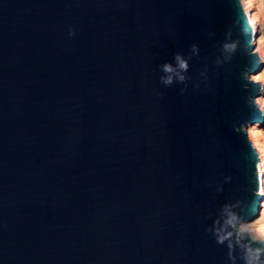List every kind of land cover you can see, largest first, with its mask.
<instances>
[{
  "label": "water",
  "instance_id": "1",
  "mask_svg": "<svg viewBox=\"0 0 264 264\" xmlns=\"http://www.w3.org/2000/svg\"><path fill=\"white\" fill-rule=\"evenodd\" d=\"M256 39L244 0H0V264H264Z\"/></svg>",
  "mask_w": 264,
  "mask_h": 264
},
{
  "label": "rangeland",
  "instance_id": "2",
  "mask_svg": "<svg viewBox=\"0 0 264 264\" xmlns=\"http://www.w3.org/2000/svg\"><path fill=\"white\" fill-rule=\"evenodd\" d=\"M251 13H253V16L255 17L256 21L263 22L261 26H258L256 28L257 31L256 49L260 47L261 48L260 54L264 55V0H255V7L252 9ZM259 72L263 74V79H264V60L261 61L260 68L254 74V76ZM260 96L264 97V84ZM258 122L259 124L256 126V130L260 132V136H259L260 139L259 140L255 139V144L256 146L259 145V147L264 148V118L263 120H259ZM256 123L257 121L253 125H255ZM251 127L249 129H251ZM262 203H264V200L262 201ZM243 228L249 231L252 236L264 239V206L260 208L258 217L253 221L249 222L248 224H244Z\"/></svg>",
  "mask_w": 264,
  "mask_h": 264
},
{
  "label": "bare ground",
  "instance_id": "3",
  "mask_svg": "<svg viewBox=\"0 0 264 264\" xmlns=\"http://www.w3.org/2000/svg\"><path fill=\"white\" fill-rule=\"evenodd\" d=\"M244 3H245V6H246V8H247L249 14L253 17V19H254V21H255L256 28H257L258 26H261L263 22H262V21H259V22L256 21L255 17L253 16V13H251V12H252V9L255 7V0H244ZM256 32H257V31H256ZM260 50H261V48L259 47V48L256 49L255 51H256V52H260ZM263 60H264V55L261 54V57H260V59L258 60V62H259V63H258V68H260V63H261V61H263ZM255 77L261 79V80L264 82L263 74H261L260 72L257 73V74L255 75ZM259 101H260L261 105L264 107V97H261V96H260V97H259ZM263 115H264V114L260 115V116H261V119H260V120H263V118H264ZM255 122H256V121H255ZM258 124H259V122L257 121V123H256L255 125H253V127H251V129H249V132H250V134H251V136H252L254 142H255V139H256V140H259V139H260V138H259V136H260V132L256 130V126H257ZM257 149H258L259 155H260V157H261L262 163H263V165H264V148L259 147V145H258V146H257ZM261 191L264 193V186H261ZM263 206H264V203L261 204V207H263Z\"/></svg>",
  "mask_w": 264,
  "mask_h": 264
},
{
  "label": "clouds",
  "instance_id": "4",
  "mask_svg": "<svg viewBox=\"0 0 264 264\" xmlns=\"http://www.w3.org/2000/svg\"><path fill=\"white\" fill-rule=\"evenodd\" d=\"M181 66H184V67H186V65H185V64H183V63H182V65H181ZM166 67H168V66H166ZM169 70H170V67H169Z\"/></svg>",
  "mask_w": 264,
  "mask_h": 264
}]
</instances>
